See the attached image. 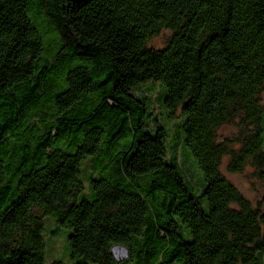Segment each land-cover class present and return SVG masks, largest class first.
Returning <instances> with one entry per match:
<instances>
[{"label": "trees", "instance_id": "1", "mask_svg": "<svg viewBox=\"0 0 264 264\" xmlns=\"http://www.w3.org/2000/svg\"><path fill=\"white\" fill-rule=\"evenodd\" d=\"M263 97L264 0H0V264H264Z\"/></svg>", "mask_w": 264, "mask_h": 264}, {"label": "rangeland", "instance_id": "2", "mask_svg": "<svg viewBox=\"0 0 264 264\" xmlns=\"http://www.w3.org/2000/svg\"><path fill=\"white\" fill-rule=\"evenodd\" d=\"M169 36V32L164 31L159 36L154 37L149 41V44L154 48L162 47L165 44L167 37ZM153 88V87H151ZM153 91V90H151ZM158 89L151 93L152 97L157 93ZM264 103V97H263ZM156 107V106H155ZM239 122H234L230 124H226L222 126L218 131V136L220 140H231L237 137L239 132ZM229 157L226 156L222 160V164L220 166V172L222 175L235 187L237 190L243 195L244 198L249 200L253 205L259 202L262 197H264V173L258 174L256 170L251 166L246 165L241 172L231 173L227 170V164L229 162ZM184 170H186L189 174L193 175L196 173L192 163L188 161L183 165ZM195 176V174H194ZM47 231L53 229V225L51 221L46 223ZM64 232L63 229L59 228ZM46 251L49 260H54L63 256V248H64V239L61 237H55L46 233ZM45 240V239H44ZM45 251V254H46ZM46 258V259H48ZM64 264H69L68 258L66 256L63 258Z\"/></svg>", "mask_w": 264, "mask_h": 264}, {"label": "water", "instance_id": "3", "mask_svg": "<svg viewBox=\"0 0 264 264\" xmlns=\"http://www.w3.org/2000/svg\"><path fill=\"white\" fill-rule=\"evenodd\" d=\"M110 253L116 261H122L126 259L128 255L127 250L120 245L112 246L110 249Z\"/></svg>", "mask_w": 264, "mask_h": 264}]
</instances>
